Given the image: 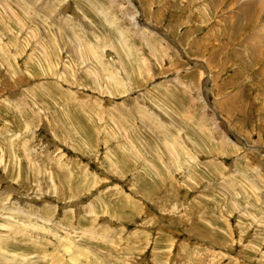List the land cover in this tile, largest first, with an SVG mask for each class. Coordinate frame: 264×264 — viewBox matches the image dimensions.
I'll return each mask as SVG.
<instances>
[{
    "label": "rangeland",
    "instance_id": "1",
    "mask_svg": "<svg viewBox=\"0 0 264 264\" xmlns=\"http://www.w3.org/2000/svg\"><path fill=\"white\" fill-rule=\"evenodd\" d=\"M0 264H264V0H0Z\"/></svg>",
    "mask_w": 264,
    "mask_h": 264
}]
</instances>
